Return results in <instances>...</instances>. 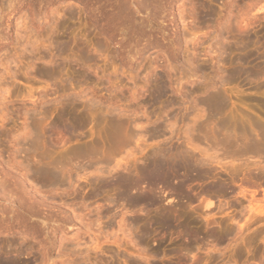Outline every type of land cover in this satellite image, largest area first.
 <instances>
[{"label":"rangeland","instance_id":"obj_1","mask_svg":"<svg viewBox=\"0 0 264 264\" xmlns=\"http://www.w3.org/2000/svg\"><path fill=\"white\" fill-rule=\"evenodd\" d=\"M160 81L166 85L161 97L155 94ZM216 87L228 106L220 117L235 114L250 128L256 122L264 126V0H0V190L4 191H0V217L10 216L23 198L47 204L39 208L35 225H17L11 231L0 228V247L5 244L6 251L8 241L14 243L13 252L8 251L15 249L18 254L14 258L6 254L17 264H264V162L235 145L236 157L244 152L239 159L230 158L233 148L221 146L214 152L212 139L207 140L216 118L213 123L208 117L211 125L203 122L209 112L202 102ZM199 100L203 101L198 105ZM71 113L81 124L72 121ZM196 114V121L204 116L202 121L193 120ZM115 118L125 124L121 123L128 134ZM108 119L115 122L110 124ZM247 119L255 123L248 125ZM28 125L32 131L27 132ZM69 125L78 127L75 137ZM187 125L193 129L190 138L206 144L195 140L201 145L194 150L185 137L190 134ZM196 126H202L200 137L204 127L209 130L205 133L211 132L209 137L205 134L207 140L197 138L200 128ZM35 128L40 133L37 149L41 148L33 151L36 157L26 152ZM119 129L123 136L118 135ZM178 147L199 159L205 152L216 154L207 155L211 160L224 157L215 159L219 164L210 161L207 167L214 169L209 173L205 168L207 173L201 174L205 178L182 170L169 186L151 188L140 182L139 170L156 150L170 153ZM81 148L95 153L81 156L76 151ZM218 150L223 154L218 155ZM39 154L45 159L49 155L46 163L63 159L61 166L65 163L66 168L63 173L59 164L58 173L65 174L66 179L60 180L67 182L41 185L30 171L25 172L34 163L39 165ZM72 154L71 160L65 159ZM21 160H27V165ZM4 172L10 178L19 175L5 180ZM21 174L23 179L29 175L27 183ZM118 176L139 181L129 195H150L153 203L135 205L121 197ZM18 178L30 196L21 190L17 194L22 198L15 199L20 189L13 184ZM49 208L55 217L49 215ZM78 216L82 224L89 218L95 222L89 219L92 224H85L86 228ZM41 220L51 224L47 230L55 229L53 238L40 236L30 226L38 228ZM142 229L148 231H143L146 236Z\"/></svg>","mask_w":264,"mask_h":264},{"label":"bare ground","instance_id":"obj_2","mask_svg":"<svg viewBox=\"0 0 264 264\" xmlns=\"http://www.w3.org/2000/svg\"><path fill=\"white\" fill-rule=\"evenodd\" d=\"M259 9H260V7H259ZM254 18H256L255 16H254ZM220 71H221V69H220ZM222 73V72H221ZM228 79V78H227ZM222 81H223V79H222ZM224 81H226V80H224ZM159 83H160V85H159ZM158 83V86H157V84H156V89H155V94H156V96H162L161 94L163 93V91L166 89V88H164L166 85H164V83H162V85H161V81ZM223 83V82H222ZM227 83V82H226ZM163 85H164V87H163ZM211 86V85H210ZM207 87H209L208 85H207ZM206 88V87H205ZM214 88V87H213ZM212 88V89H213ZM207 89V88H206ZM206 89H205V91L204 92H207L206 91ZM216 89H217V91H213V92H216V93H213V92H211V93H213V94H211L210 93V89H209V92H208V95L207 96H210V98L209 97H205L204 98V102H202L203 100H199V101H197V104H198V102L199 103H204L205 105H206V108H208V112H209V114H207L206 115V109L205 108H203L204 106H201V104H200V106L204 109V110H206L205 112H203L204 110L201 108V110H203L202 112H203V114H204V116L206 115V117L204 118V116L202 117L201 115H200V118H204L203 119V122L205 123L206 121L208 122L209 121V119L211 120V118L214 120L213 121V123L215 122V118H216V122L214 123V125H213V127L211 128L212 129V134H211V132L209 133H205V130H206V128H208V127H210V126H206L207 124H205V127H204V135H202V136H204L205 137V134H209L208 136L206 135V137H209L210 136V134H211V136L209 137V139L208 138H204L205 140H207V141H210V138L212 139V142H209V143H211V145L212 144H216L217 145V147H216V145H215V147H213L214 145H212V148H214V152L215 151H217V150H215V148L217 149L218 147H220V149H222V148H226L227 150H229V148H233L234 149V147H232L233 145H235V149H236V146H238V147H242V148H240V149H243V151L244 152H246V153H250L249 155H250V157H252V155L251 154H253V157H254V155L256 156H259V158H257V159H260V164H261V162H264V157H263V155L262 154H264V126L262 125V123H261V125L263 126V127H261V125H259L260 123H258V122H256L257 124H255V125H253L254 123H255V121H250V122H254L253 124L252 123H249V120L247 119V121H248V125L250 124H252L253 125V127H251L250 128V126H247L246 125V121H245V123L244 122H241V120H243L242 118H240L241 120L239 121V119H238V117L234 114H232V116H231V114H229V111L228 112H226V115L227 114H229L228 116L229 117H227V116H225V117H220L221 115L223 116V114H224V112H225V110H224V108H226V107H228V106H226L225 107V102H227V100L226 101H224L223 99H226V98H223L224 97V94H223V92L220 94V93H218V88L216 87ZM178 90V89H177ZM221 91V90H220ZM219 91V92H220ZM166 92V91H165ZM164 92V93H165ZM163 93V94H164ZM207 94V93H206ZM210 94V95H209ZM218 94H220V95H222L223 94V97H221L220 95H218ZM213 95V96H212ZM160 97H157V98H160ZM156 98V99H157ZM209 98V99H208ZM206 99V100H205ZM172 101V100H171ZM201 101V102H200ZM171 103V102H170ZM172 104V103H171ZM199 105V104H198ZM203 105V104H202ZM228 105V104H227ZM199 106V107H200ZM227 109V108H226ZM230 110V109H229ZM224 111V112H223ZM202 112L200 113L199 111H198V114L200 113V114H202ZM221 112H222V114H221ZM230 112H232V111H230ZM195 114V113H194ZM198 114H196V116L194 117L193 116V120L194 121H196V119L199 117V115ZM202 114V115H203ZM74 115V114H73ZM111 115V114H110ZM220 115V116H219ZM114 115H112L111 117H113ZM198 116V117H197ZM219 116V117H218ZM74 117H76V118H78L77 116H74ZM208 117H210L209 119H208ZM230 117H235L234 119H236L237 118V120H235L234 121V124L232 123V121L234 120H230V119H232V118H230ZM71 118H72V113H71ZM70 118V119H71ZM198 119L197 121L198 122H200L199 120H201L202 121V119ZM206 118H207V120H206ZM69 119V118H68ZM75 119V118H74ZM73 118H72V121L74 120ZM80 119V118H79ZM116 119V120H115ZM115 119H111V121L113 120H115L117 123H118V121H117V118H115ZM109 120L110 119H108V121L107 122H109ZM120 120V119H119ZM104 121V120H103ZM105 121V122H106ZM109 122L110 124L112 123V122ZM114 121V122H115ZM194 121H193V123H191L192 125L194 124ZM196 121V122H197ZM212 121V120H211ZM211 121H209V123L208 124H210L211 125ZM236 121H238V122H240V123H242V124H240V123H238V122H236ZM69 122H70V120H69ZM74 122H78V123H80V120L78 121H76V120H74ZM74 122H72V124L74 123ZM99 122V121H98ZM206 122V123H207ZM238 124H236V123ZM66 123V122H65ZM100 123V122H99ZM102 123V122H101ZM117 123H116V125H117ZM120 123V124H119ZM118 124H119V126H120V129H122L124 132V134L127 132V134L129 133V130H124L123 129V127H122V125H125L121 120H120V122H119ZM121 123H123L122 125H121ZM202 123V122H201ZM212 123V124H213ZM247 126V127H249V128H247V127H245V126H243L244 124ZM67 124V123H66ZM75 124V123H74ZM81 124V123H80ZM115 124V123H114ZM189 124V123H188ZM190 124V126L192 127V125ZM240 124V125H239ZM57 125V124H56ZM106 125H107V123H106ZM197 125V124H196ZM29 126L30 125H28V130H27V132L29 131V129L31 128V126H30V128H29ZM66 126V125H65ZM69 126H71V125H69ZM77 126H78V124H77ZM77 126H74V125H72L71 127H70V130H69V128L67 127V130H69L70 131V134H72V135H74V132L77 130ZM79 126H81V125H79ZM108 126V125H107ZM198 126V125H197ZM197 126H196V128H197ZM26 127V126H25ZM35 127V126H34ZM158 127V126H157ZM65 128V127H64ZM127 129H129L128 127H126ZM188 128V129H187ZM187 128H185V130L187 129L188 130V132L186 133V132H184V134L186 133V134H188V133H190L191 132V130H192V133H193V127L191 128V130L189 129L190 127L187 125ZM195 128V127H194ZM198 128H200V126L198 127ZM197 128V129H198ZM31 129H33V128H31ZM30 129V130H31ZM109 129V128H108ZM111 129H113V128H111ZM111 129H110V131L109 132H111ZM119 129V130H120ZM154 130L155 129H157V128H153ZM152 129V130H153ZM158 129H159V127H158ZM160 129H161V127H160ZM160 129L159 130H157V131H159L160 132ZM209 129V128H208ZM207 129V130H208ZM37 131V132H34V131ZM35 130H33V133H34V137L35 138H33V136H32V133H31V136H32V138L29 136V134L30 133H27L28 135H26V137L28 136L29 138H31L32 140H31V144H30V146H29V142L27 143L28 145V149L26 150V152L29 150V151H31L32 152V154L36 157V155H38V154H34L33 153V151L34 152H37L39 149H41V148H39V149H37L38 148V143L37 142H39V140L38 139H40V137L38 138L37 137V139H36V136L38 135H40V133H39V131H38V129H36L35 128ZM58 130V129H57ZM80 130V129H79ZM115 130V129H114ZM116 130H118L117 128H116ZM186 130V131H187ZM190 130V131H189ZM194 130H196V129H194ZM202 126H201V128H200V130L198 129V131H197V134L199 135V137H197V134L195 133L196 131H194V133L196 134H194L198 139L199 138H202V136L200 137V133L202 132ZM206 130V131H207ZM210 130V129H209ZM208 130V131H209ZM32 131V130H31ZM30 131V132H31ZM69 131H68V133H69ZM113 131V130H112ZM121 131V130H120ZM120 131H118V132H120ZM156 131V130H155ZM155 131H151L152 133H154ZM161 131H162V129H161ZM199 131H201V132H199ZM117 132V131H116ZM115 131H114V133H116ZM35 133H37V134H35ZM59 133V132H58ZM76 133H77V131H76ZM192 133H190V134H188L189 135V137H188V135H186L185 137L186 138H188L187 139V143L188 144H191L192 145V148L195 150L197 147H200V145L202 144L201 142L203 141V142H205V144H206V141H204V140H202L201 142H200V139H199V141L197 140V139H193V137H192V139L190 138L191 136H193V135H191ZM69 134V135H70ZM79 134V133H78ZM123 134V135H124ZM158 133L156 132V135H157ZM56 135H58V134H56ZM76 135V134H75ZM75 135H74V137H75ZM118 135L119 136H121L122 135V131L120 132V133H118ZM122 135V136H123ZM126 135V134H125ZM154 135H155V133H154ZM60 136V135H59ZM80 136V135H79ZM113 136V135H112ZM116 136V135H115ZM115 136H113V137H115ZM62 137V136H61ZM196 137H194V138H196ZM189 138H190V140H189ZM33 139H34V142H33ZM203 139V138H202ZM30 140V139H29ZM38 140V141H37ZM188 140H189V142H188ZM195 140H197L198 142H200L199 143V145H198V143H194V142H197V141H195ZM18 141V140H17ZM16 141V142H17ZM57 141V140H56ZM66 141V140H65ZM194 141V142H193ZM20 142V141H19ZM62 142V141H61ZM193 142V143H192ZM40 143V142H39ZM208 143V142H207ZM208 143V144H209ZM52 144V143H51ZM57 144H59V141L57 142ZM193 144H195V145H197V146H195V145H193ZM38 145V146H37ZM203 145H204V143H203ZM211 145H209L210 146V148H209V146L208 145H204L205 147H207L208 149H211V151L213 150L212 148H211ZM218 145H220V146H218ZM203 146V147H204ZM221 146H222V148H221ZM51 147H52V145H51ZM22 148V147H21ZM84 148V147H83ZM202 148V147H201ZM201 148L199 149L198 148V150L200 151L201 150ZM207 148H202L203 150H201L200 152H205L206 151V149ZM79 149V148H78ZM82 149V148H81ZM179 149H181V147L179 148H173V149H171V152L170 153H168L166 150H164V149H159V150H156V152H154L153 154H152V156H150L151 157V159H149V161H148V163L146 164V167H142L141 168V170H139V173H140V182H144V183H146L147 185H149L151 188H153L154 186H156V185H158V184H161V185H165V186H169L170 184H171V181H172V178H173V176H175L176 174H178V173H180V171H184V173L186 172H188V174L189 173H193V175H195V174H198V176H199V174H200V176H201V174L203 175V172L202 171H207L206 169H208L209 170V173H210V170L213 172V169H214V167L212 168V167H210L211 169H209V167H207V166H209V163H210V165L212 164L210 161H214L216 158L218 159V158H220L219 160L221 161L222 160V158L224 157V155H223V157L221 158V157H214L212 160L210 159L211 157H210V154H212V153H210L209 151V155L208 154H206L207 152H205L204 153V156H203V152L202 153H200V154H202V157H204V158H202V159H199V158H201V156L199 157V158H197V157H195V155H194V157H195V159L196 160H194V158H192V156L193 155H191V152L190 151H187V150H184V148H182L181 150H183V151H181V150H179ZM224 149H223V151H224ZM233 149L230 151L231 152V154H232V156H230L231 154H228L229 152L228 151H226V152H228V153H226V154H228V157L230 156V158L231 157H234L235 155H237L236 153H238L239 152V148H237V151L238 152H236V150L234 149V151H235V154L233 153ZM19 150H21V149H19ZM37 150V151H36ZM70 150H74V149H70ZM70 150H69V152H70ZM89 150V149H88ZM87 149H82V150H76V151H78L79 153L81 152V154H79V155H81L82 156V153H83V155L85 156L86 155V157L87 156H89V155H92V154H94L95 153V151H88ZM25 151V150H24ZM222 151V150H221ZM242 150H241V152L238 154V156L240 155V154H242V152H243ZM31 152H28L29 153V155L31 154ZM78 152H73V153H76V154H78ZM214 152H213V154H214ZM243 152V153H244ZM38 153H42L41 151H39ZM216 153V152H215ZM221 154H223L222 152H220ZM220 153H219V150H218V155H220ZM245 153V154H246ZM27 154V153H26ZM39 154V156H44V154H41L40 155ZM48 154V153H47ZM46 154V155H47ZM75 154V155H76ZM212 154V155H213ZM234 154V155H233ZM245 154H244V156H245ZM210 157H208V156ZM215 156H216V154H214ZM243 155V154H242ZM248 155V156H249ZM262 155V156H261ZM39 156H37L38 158H39ZM41 156V159H36V160H38V163H39V165H36L35 163L33 164V168H31V167H28V170H25V172H27V171H30L31 172V175L35 178V181L37 182H39V183H41V185H52V186H54V184L56 185L57 183H59L60 184V179L62 178L63 179V177L66 179V177H65V174H63L64 176H62V174L60 175L58 172H60L59 171V167H61V169H62V166H61V162L63 161L64 162V160L62 159V161L60 162L59 160V158L57 159V158H54V157H52V155H51V157L52 158H54L55 160H57V161H53L54 159H52V160H49L48 162L49 163H46L47 161V158H49L48 156H46L47 158L45 159V158H43ZM71 156V155H70ZM73 156H74V154H72V157H68V158H65V159H70L71 160V158H73ZM77 156V155H76ZM236 157V159L238 158L239 159V157ZM241 156V155H240ZM243 156V157H244ZM246 156H247V154H246ZM256 156V157H257ZM45 157V156H44ZM149 157V158H150ZM243 157H241V158H243ZM252 157V158H253ZM256 157H254L255 159H256ZM64 158V157H63ZM75 159H76V157H74ZM83 159L85 158V157H82ZM81 158V159H82ZM229 158V159H230ZM246 158V157H245ZM45 159V162L43 161V160ZM50 159V158H49ZM80 159V158H79ZM103 159V158H102ZM198 159V160H197ZM226 159V158H225ZM235 159V158H234ZM256 159V160H257ZM25 160V159H24ZM24 160H21L20 162H24ZM69 160V161H70ZM218 160V162L219 163H221L220 161ZM256 160H254V162H257L258 163V161H256ZM263 160V161H262ZM68 161V162H69ZM216 161V160H215ZM253 161V160H252ZM36 162V161H35ZM43 162V163H42ZM217 162V161H216ZM217 162V163H218ZM230 162H231V160H230ZM230 162H228V163H230ZM234 162V160H232V162L231 163H233ZM253 162V164L255 165V164H257V163H254ZM27 160L24 162V164L25 165H27ZM67 163V162H66ZM215 162H213V164H214ZM218 163V164H219ZM230 163V164H231ZM243 163V166L245 165V163L244 162H242ZM19 164H21L20 166H22V165H24L23 163H19ZM19 164H18V166H19ZM29 164H32V163H29ZM28 164V165H29ZM59 164H60V166H59ZM64 164V166H65V163H62V165ZM246 164H248V166L251 164H249V162L248 163H246ZM260 164H258L259 166H253L252 164H251V166H253V167H258V169H259V167H261L260 166ZM263 164V163H262ZM24 165V166H25ZM34 165H36L35 167H34ZM240 165H241V163H240ZM17 166V167H18ZM19 166V169H22L21 167ZM59 166V167H58ZM64 166H63V169H65L66 168V166H65V168H64ZM214 166V165H213ZM231 166V165H230ZM230 166H229V168H230ZM233 166H234V164H232V169H233ZM246 166V165H245ZM13 167V166H12ZM15 167V166H14ZM13 167V168H14ZM250 167V166H249ZM253 167H251V168H253ZM204 168V169H203ZM206 168V169H205ZM246 168H248V167H246ZM256 168H253V169H256ZM12 169V168H11ZM17 169V168H16ZM25 169H27V166H26V168ZM57 169V170H56ZM62 169V170H63ZM231 169V168H230ZM234 169H235V167H234ZM253 169H251V170H253ZM18 170V169H17ZM61 170V171H62ZM257 170V169H256ZM11 171V170H10ZM9 171V172H10ZM13 171V170H12ZM11 171V172H12ZM182 171V172H183ZM9 172H8V176H9ZM202 172V173H201ZM204 172V173H205ZM13 173H15V171L13 172ZM22 173H24V170H23V172ZM28 173V172H27ZM62 173V172H61ZM63 173H64V170H63ZM207 173V172H206ZM206 173L204 174V175H206ZM209 173H208V175H209ZM4 174H5V180H6V178L8 177L7 176V174L4 172ZM11 174V173H10ZM24 174H26V173H24ZM29 174V173H28ZM256 175L255 176H259V174H257V173H255ZM18 175L19 174H17V176H15V174H14V177H11V178H16V177H18ZM192 175V174H191ZM7 176V177H6ZM21 178H22V180H25L26 181V179L28 178V176L29 175H27L26 177L27 178H25V179H23L24 177H23V175L21 174ZM59 176H61L60 178H59ZM197 175H196V177L197 178H200V177H198ZM262 176V175H261ZM127 177V176H126ZM201 177H203V176H201ZM206 177V176H205ZM205 177H203V178H205ZM2 178V177H1ZM9 178H10V176H9ZM9 178L7 179V181H10L9 180ZM10 178V179H11ZM21 178H20V180H21ZM3 179H4V177H3ZM2 179V180H3ZM17 179V178H16ZM33 179V178H32ZM59 179V180H58ZM111 179V178H110ZM18 180H19V178H18ZM18 180H16L17 182H15V180H14V182H15V184H13L14 186L16 185V187H14V189L15 190H18V189H20V191H15L16 192V194L15 195H18L17 194V192H21V190H22V194L23 193H27V195L28 196H30L28 193H30V191L28 192V190L27 189H24V187H22L23 186V184L24 183H22V180L20 181L19 180V182H18ZM69 180V179H68ZM132 180V181H131ZM131 180H129V179H126V178H123V176L122 177H120V176H118L117 178H115V181H117V183H118V185H117V187H119V189L121 188V190L119 191L120 192V196L121 197H127V199L128 198H130L129 200L131 201V203L132 204H135V203H140V202H143V201H145V203L147 204V202L148 203H150V204H152L153 203V197H151L150 195L149 196H147V195H145V196H141V197H136L135 198V196L134 197H132V196H130L131 194L129 193L130 191V189L131 188H133V187H135V186H137L138 184H137V182L139 183V181H134L133 179H131ZM24 181V182H25ZM64 182L66 181V180H63ZM63 181H61V182H63ZM69 181H71V180H69ZM69 181H68V183H69ZM2 182V181H1ZM4 182V181H3ZM28 181H26L25 183H27ZM63 182V183H64ZM67 182V181H66ZM111 182H112V180H111ZM110 181H109V183H111ZM113 182H114V179H113ZM5 183H7V182H4V184ZM11 183V182H10ZM9 182L7 183L8 185L10 184ZM117 183H113V184H117ZM214 183V182H213ZM21 184H22V186H21ZM1 186L3 185V183L2 184H0ZM11 185H12V183H11ZM25 185V184H24ZM31 185V184H30ZM111 185V184H110ZM213 185V184H212ZM214 185H216V187H217V189H218V186H219V184H214ZM213 185V186H214ZM218 185V186H217ZM6 186V185H5ZM26 186V185H25ZM28 186V185H27ZM59 185H57V187H58ZM220 186L221 187H224V186H222V184H220ZM8 187V186H7ZM13 187V186H12ZM29 187V186H28ZM210 187H212L211 186V184H210ZM216 187L214 188V187H212V188H214V189H216ZM11 188V187H10ZM18 188V189H17ZM59 188V187H58ZM209 188V187H208ZM212 188H211V190H212ZM220 188V187H219ZM7 189V188H6ZM13 189V188H12ZM13 189V190H14ZM210 189V188H209ZM221 189V188H220ZM219 189V190H220ZM26 190V191H25ZM31 190V189H30ZM219 190H216V191H219ZM223 189H221L219 192H221ZM1 192H4V191H2V190H0ZM10 191V190H9ZM12 191V190H11ZM25 191V192H24ZM32 191V190H31ZM215 191V192H216ZM224 191V190H223ZM12 192H14V191H12ZM12 192H10V193H12ZM37 192H38V190H37ZM36 192V193H37ZM25 193V194H26ZM31 193H33V192H31ZM35 193V192H34ZM35 193V194H36ZM39 193V192H38ZM222 193V192H221ZM1 194V193H0ZM3 194V193H2ZM1 194V195H2ZM13 195H14V193H12ZM11 194V195H12ZM130 194V195H129ZM11 195H8V197H10ZM14 195V196H15ZM21 195V194H20ZM20 195H18V196H16V198L15 199H17V197H21ZM34 195V194H33ZM39 195V194H38ZM4 197H5V195H3ZM3 196H1V198L3 197ZM23 196V195H22ZM27 196V197H28ZM35 196V195H34ZM39 196H41V194L39 195ZM39 196H36L37 198L39 197ZM12 197V196H11ZM25 197H26V195H25ZM22 198V197H21ZM30 198H32V197H30ZM30 198H26V200L28 199H30ZM33 198H35V197H33ZM40 198V197H39ZM38 198V199H39ZM41 198H42V196H41ZM40 198V199H41ZM3 199V198H2ZM7 199V198H6ZM12 199V201H14L15 199L14 198H11ZM10 199V200H11ZM14 199V200H13ZM37 199V200H38ZM38 200V201H41V200ZM8 200V199H7ZM19 200V199H18ZM22 200H24V201H18V206H16V208L14 209V211L12 212V214L9 216V214L8 213H6V214H8V216H6V215H4L5 217H3V216H1L0 217V228L2 229V230H4V231H11V230H13L14 228L15 229H17L16 228V226L17 225H19L20 226V228H21V226H24V227H26V225L28 226V223H32V222H34L35 220H36V218H35V216H36V214H40V211H39V208L40 207H42V205H43V203L44 204H46V202H45V200L42 202V204H40L39 202H37L36 200H32L31 202L29 201L28 202V200L27 201H25V198H23ZM128 200V201H129ZM130 201H129V204H130ZM1 202H4V199L1 201ZM9 202V201H8ZM16 203H17V201H15ZM144 202H143V204H145ZM9 204V203H8ZM49 204V206H50V203H48ZM52 204V203H51ZM4 205V204H3ZM13 204H11V205H9V206H12ZM15 205V204H14ZM47 205V204H46ZM136 205V204H135ZM8 206V207H9ZM48 206V207H49ZM52 206H54L53 204L51 205V207ZM61 206V205H60ZM59 206V207H60ZM7 207V206H6ZM15 207V206H14ZM44 207H45V205H44ZM48 207H46V209L48 208ZM57 207V206H56ZM59 207H57V209H59ZM53 208V207H52ZM8 209V208H7ZM7 209H5V211L7 210ZM12 209V208H11ZM42 209V208H41ZM40 209V210H41ZM45 208H43V210H44ZM45 209V210H46ZM57 209H55V210H57ZM44 210V211H45ZM50 208H49V215L51 214L50 213ZM54 210V211H55ZM60 210V209H59ZM63 210H65V208L63 209L62 208V210L61 211H63ZM67 210V209H66ZM1 211V210H0ZM48 211V210H47ZM46 211V212H47ZM100 211V210H99ZM38 212V213H37ZM42 212V211H41ZM45 212V213H46ZM52 212V211H51ZM64 212V211H63ZM96 212H98V211H96ZM4 213V212H3ZM2 213V214H3ZM42 213H44V212H42ZM41 213V214H42ZM55 214V212H52V214ZM67 213V211L64 213V214H66ZM69 213V212H68ZM67 213V214H68ZM101 213H102V211H101ZM48 214V213H47ZM51 214V215H52ZM53 214V215H54ZM61 214V213H60ZM67 214H66V216H67ZM72 214V213H71ZM46 214H43V216H45ZM48 215V216H49ZM56 215V214H55ZM55 215H54V217H55ZM70 215V214H69ZM37 216H39V215H37ZM40 216H42V215H40ZM47 215H46V217H48ZM73 216V215H72ZM74 216H75V214H74ZM82 216V215H81ZM80 216V217H81ZM84 216V215H83ZM82 216V217H83ZM99 216H101V215H98V217ZM53 217V216H52ZM57 217V216H56ZM62 217V216H61ZM81 217V218H82ZM164 217V216H163ZM45 218V217H44ZM69 218V217H68ZM73 218H75V217H73ZM78 218H79V216H78ZM77 218V219H78ZM38 219V218H37ZM45 219H47V218H45ZM48 219H52L51 217L49 218L48 217ZM60 219V218H59ZM65 219V218H64ZM70 219V218H69ZM69 219H67V220H69ZM80 219V218H79ZM78 219V220H79ZM90 219V218H89ZM89 219H88V222L87 223H89ZM53 220H55L54 218H53ZM52 220V221H53ZM74 220V219H73ZM72 220V221H73ZM77 220V221H78ZM81 220V221H80ZM79 221H80V224L82 225V226H84V227H86L85 226V224H87V223H81L82 222V219H80ZM91 220V222H95L94 220L92 221V219H90ZM162 220H163V218H162ZM70 221V220H69ZM72 221H71V224H74L75 223V221H76V218H75V221H73L74 223H72ZM85 221V220H84ZM87 221V220H86ZM85 221V222H86ZM165 221V220H164ZM39 222V221H38ZM38 222H37V226H38V228H36L35 226H32L31 224H30V226L31 227H33V230H34V228L35 229H37L36 231H39L40 233H41V235L40 236H42V233H44L45 234V237L46 236H53L52 234H51V231H52V233H53V231L55 230V229H52L51 231H49V230H47V228H48V224H49V221H45V220H41V222H40V224H38ZM62 222H65V221H62ZM61 222V223H62ZM167 222V221H166ZM55 223V222H54ZM66 223H67V221H66ZM165 223V222H164ZM57 225H59L58 224V222L56 223ZM55 224V225H56ZM62 224H64V223H62ZM67 224H69V223H67ZM75 224H77V223H75ZM75 224L73 225V226H75ZM89 224H92V223H89ZM88 224V225H89ZM34 225H35V222H34ZM49 225H51V224H49ZM54 225V226H55ZM87 225V226H88ZM18 226V227H19ZM29 226V227H30ZM52 226H53V223H52ZM51 226V227H52ZM60 226V225H59ZM62 226H64V225H62ZM70 226V225H69ZM92 225H90V227H91ZM144 226V225H143ZM28 227V228H29ZM30 227V228H31ZM65 227V226H64ZM64 227H62V228H64ZM72 227V226H71ZM70 227V228H71ZM89 227V228H90ZM19 228V229H20ZM27 228V229H28ZM29 228V229H30ZM53 228V227H52ZM58 228V227H57ZM87 228V227H86ZM1 229H0V231H1ZM25 229V228H24ZM26 229V230H27ZM49 229H51V228H49ZM69 229V228H68ZM84 229V228H83ZM32 230V231H33ZM87 230V229H86ZM90 230V229H89ZM88 231V230H87ZM143 231H146L147 233H148V231L147 230H143L142 229V234L143 235H147L146 234V232L144 233ZM2 232V231H1ZM15 232V231H14ZM25 232V231H24ZM35 233H37V232H35ZM39 233V234H40ZM54 234V233H53ZM80 233H75V236H81V234L79 235ZM37 235H38V233H37ZM61 235V234H60ZM63 235H65V234H63ZM21 236H23V238H24V235H21ZM62 236V235H61ZM67 236V235H66ZM72 236V235H71ZM54 237V236H53ZM52 237V238H53ZM26 239V238H25ZM43 239H47V238H43ZM48 239H50V238H48ZM55 239H56V237H55ZM64 239V238H63ZM24 239H22V241H23ZM26 241V240H25ZM50 241H52V240H50ZM63 241V240H62ZM20 241L18 240V243H19ZM27 242V241H26ZM43 242V241H42ZM55 242V241H54ZM1 243V242H0ZM17 243V244H18ZM23 243V242H22ZM45 243H46V241L44 240V245H45ZM48 243V242H47ZM46 243V244H47ZM10 244V245H9ZM14 244V243H13ZM12 243H9V241H8V246H9V248H10V252H13V251H11L12 249V246L11 245H13ZM27 244V243H26ZM51 244V243H50ZM24 245V244H23ZM53 246H54V244H52ZM1 246H3V245H1ZM4 246H5V244H4ZM4 246L2 247L3 248V251L0 249V264H17L16 262V259H11L12 258V256H11V258H10V256L8 257V254H13V258H14V253H16L15 252V249H14V253H9V248H8V250L6 249V251L8 252V254H6L7 252L6 251H4ZM6 246H7V244H6ZM11 246V247H10ZM26 246V245H25ZM59 246V245H58ZM17 247V246H16ZM18 247H20V244H19V246ZM27 247V246H26ZM47 247V246H46ZM21 248V247H20ZM19 249V248H18ZM27 249V248H26ZM28 249H29V247H28ZM51 249V248H50ZM45 250V249H44ZM28 251V250H27ZM16 254H18V250H17V253ZM21 254V253H20ZM19 254V255H20ZM46 255V254H45ZM17 257V256H16ZM42 257H44V256H42ZM45 258H46V256H45ZM41 260H42V258H41ZM45 263V262H44ZM18 264H20L19 262H18Z\"/></svg>","mask_w":264,"mask_h":264}]
</instances>
